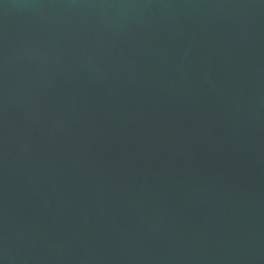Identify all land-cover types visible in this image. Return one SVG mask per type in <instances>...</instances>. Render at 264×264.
<instances>
[{"label": "water", "instance_id": "water-1", "mask_svg": "<svg viewBox=\"0 0 264 264\" xmlns=\"http://www.w3.org/2000/svg\"><path fill=\"white\" fill-rule=\"evenodd\" d=\"M0 264H264V0H0Z\"/></svg>", "mask_w": 264, "mask_h": 264}]
</instances>
